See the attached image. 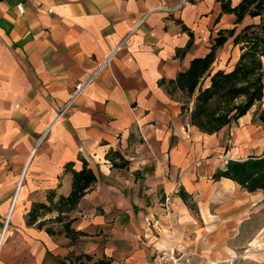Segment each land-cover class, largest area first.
Here are the masks:
<instances>
[{
    "label": "crops",
    "instance_id": "crops-1",
    "mask_svg": "<svg viewBox=\"0 0 264 264\" xmlns=\"http://www.w3.org/2000/svg\"><path fill=\"white\" fill-rule=\"evenodd\" d=\"M19 1L0 0V264H67L79 255L152 264L173 246L199 256L195 264L225 259L209 244L220 225L203 217L219 185H239L213 178L216 156L228 138L244 146L226 162L260 155L264 123L254 105L209 134L191 113L199 88L235 69L236 38L264 20L260 0H25L23 14ZM212 51L192 96L173 84ZM84 163L96 182L58 219ZM38 204L52 210L30 222Z\"/></svg>",
    "mask_w": 264,
    "mask_h": 264
},
{
    "label": "trees",
    "instance_id": "trees-1",
    "mask_svg": "<svg viewBox=\"0 0 264 264\" xmlns=\"http://www.w3.org/2000/svg\"><path fill=\"white\" fill-rule=\"evenodd\" d=\"M249 0H245L248 2ZM264 9V0L258 3ZM257 15V13H253ZM242 44L243 52L235 69L231 72L218 71L211 77V86L199 88L195 106L191 113V122L205 133H215L244 116L255 104L264 98V20L258 27H248L236 38ZM213 60V51L206 57L192 62L188 71L180 73L173 84L192 96L202 77L208 71ZM264 123V115L261 116ZM73 190L68 198L59 200V217L63 212L73 210L96 182V176L87 164L81 171H72ZM213 178H227L249 193H264V150L260 155H250L242 159H230L219 167ZM184 200L187 197L182 194ZM38 212L34 209L29 214L33 222L40 214V209L51 211V207L38 204ZM40 224L39 226H42ZM67 234L75 233L65 227ZM51 233L52 230H49ZM70 264H109V261H93L89 255H79L70 259Z\"/></svg>",
    "mask_w": 264,
    "mask_h": 264
},
{
    "label": "rangeland",
    "instance_id": "rangeland-1",
    "mask_svg": "<svg viewBox=\"0 0 264 264\" xmlns=\"http://www.w3.org/2000/svg\"><path fill=\"white\" fill-rule=\"evenodd\" d=\"M255 115L262 122L264 108L260 106V103L255 104ZM243 146L234 142L232 138H228L227 147L225 150H219L216 157L223 166L227 157L230 153L232 154V150L237 148L242 150ZM253 151L255 150H252V153ZM218 189L220 191L218 198L214 201L211 211H207V215L203 217V222L206 226H210L212 222L220 225L221 228L218 231L213 229L211 234L214 237L210 238L209 244L214 252H226L227 255L225 259L211 258L206 263L264 264V193L262 191L249 193L235 185H219ZM225 189H230L231 193L225 194ZM190 203L193 208V203ZM242 208L245 212L238 213V210ZM192 213L198 215L199 212L193 209ZM209 213L211 216L208 215ZM7 228L9 227L6 224L1 229Z\"/></svg>",
    "mask_w": 264,
    "mask_h": 264
},
{
    "label": "built area",
    "instance_id": "built-area-1",
    "mask_svg": "<svg viewBox=\"0 0 264 264\" xmlns=\"http://www.w3.org/2000/svg\"><path fill=\"white\" fill-rule=\"evenodd\" d=\"M16 9L19 14H23L25 12V0H20L16 5ZM118 49L119 48L108 54L104 63L109 62ZM92 78L93 76L86 82H81L76 85L71 102L86 88V86L92 81ZM67 107L68 106H66L62 111H65ZM164 208L166 214H168L171 209L169 195L165 198ZM195 257L196 256L194 254L188 251L180 250L173 246L169 247L167 250L156 252L152 258V264H195Z\"/></svg>",
    "mask_w": 264,
    "mask_h": 264
}]
</instances>
